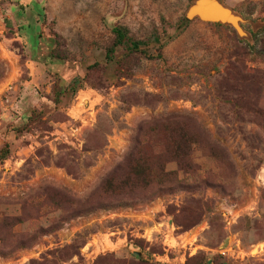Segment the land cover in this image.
Wrapping results in <instances>:
<instances>
[{"label": "rangeland", "instance_id": "1", "mask_svg": "<svg viewBox=\"0 0 264 264\" xmlns=\"http://www.w3.org/2000/svg\"><path fill=\"white\" fill-rule=\"evenodd\" d=\"M196 1L0 0V264H264V0Z\"/></svg>", "mask_w": 264, "mask_h": 264}, {"label": "water", "instance_id": "2", "mask_svg": "<svg viewBox=\"0 0 264 264\" xmlns=\"http://www.w3.org/2000/svg\"><path fill=\"white\" fill-rule=\"evenodd\" d=\"M199 18L205 22L233 26L240 34L241 19L220 0H197L187 12V19Z\"/></svg>", "mask_w": 264, "mask_h": 264}, {"label": "crops", "instance_id": "3", "mask_svg": "<svg viewBox=\"0 0 264 264\" xmlns=\"http://www.w3.org/2000/svg\"><path fill=\"white\" fill-rule=\"evenodd\" d=\"M43 104V103H42ZM40 112H42V111H44L45 109H44V107H43V105H41V106H39V109H38ZM63 110H65V109H63ZM33 111H35V108H29V109H27V111L24 113V115L22 114V113H20V114H22L24 117H23V119L25 120H28L30 117H31V113L33 112ZM70 111H71V108H67L66 109V114L67 115H69L70 114ZM17 113H18V111H17ZM21 115H17V116H15L13 119L15 120L14 122H18L17 121V119L20 117ZM71 117H69V118H67L65 121H61V122H56V124H57V126H61L62 128H66L67 127V125H69V124H71L72 123V120L70 119ZM85 118H88V117H84L83 118V120H85ZM20 120V119H19ZM21 121V120H20ZM19 121V122H20ZM83 127H79V128H77V129H75L74 130V132H78L79 130H81Z\"/></svg>", "mask_w": 264, "mask_h": 264}, {"label": "trees", "instance_id": "4", "mask_svg": "<svg viewBox=\"0 0 264 264\" xmlns=\"http://www.w3.org/2000/svg\"><path fill=\"white\" fill-rule=\"evenodd\" d=\"M133 46H138V44H137V43H135Z\"/></svg>", "mask_w": 264, "mask_h": 264}]
</instances>
